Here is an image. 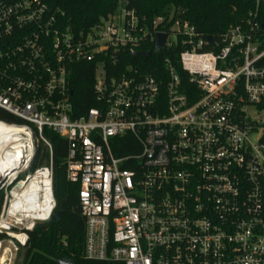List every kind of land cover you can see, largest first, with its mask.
<instances>
[{
    "label": "built area",
    "instance_id": "1",
    "mask_svg": "<svg viewBox=\"0 0 264 264\" xmlns=\"http://www.w3.org/2000/svg\"><path fill=\"white\" fill-rule=\"evenodd\" d=\"M113 15L73 34L45 0H0V109L16 118L0 119L16 138L0 150V246L26 247L57 207L51 130L68 142L67 179L81 189L88 259L264 264L258 10L213 43L189 21L152 33L134 10L125 9L122 30ZM158 33L167 34L161 49ZM149 37L157 51L182 45L177 65L167 57L161 76L127 66L115 77L99 61L96 105L78 115L68 66L110 52L116 64ZM40 144L49 161L32 171Z\"/></svg>",
    "mask_w": 264,
    "mask_h": 264
},
{
    "label": "trees",
    "instance_id": "2",
    "mask_svg": "<svg viewBox=\"0 0 264 264\" xmlns=\"http://www.w3.org/2000/svg\"><path fill=\"white\" fill-rule=\"evenodd\" d=\"M57 13L62 26L70 27L73 34L88 31L92 26L114 14L119 0H45ZM126 10H134L140 24L150 32L156 29H169L178 19L189 21L196 26L204 36L219 39L230 27L247 23L256 19L264 23V0L257 4L256 0H126ZM163 20L158 26L155 22ZM184 50L178 45L174 50L157 51L155 42L147 39L132 53L127 50L119 53V61L111 52L99 55L93 61H78L70 64V88L73 90V101L78 109V115L96 105L95 101V70L99 61H104L108 76L119 77L127 66L139 68L142 75L164 74V61L169 57L174 64L179 61V53ZM142 52H149L145 57ZM0 119L16 121V118L0 109ZM48 140L53 146L54 177L53 187L56 206L51 218L38 223L29 232V242L24 250L23 264H60L63 260L73 264H124L118 261H100L88 259L84 254L85 219L79 205L78 184L67 179L66 158L68 142L64 137L45 130ZM47 148L40 144L31 164L30 170L49 161ZM3 194L0 195V208ZM5 235H0V239ZM20 249V250H21Z\"/></svg>",
    "mask_w": 264,
    "mask_h": 264
},
{
    "label": "rangeland",
    "instance_id": "3",
    "mask_svg": "<svg viewBox=\"0 0 264 264\" xmlns=\"http://www.w3.org/2000/svg\"><path fill=\"white\" fill-rule=\"evenodd\" d=\"M126 0H119L116 10L114 12L113 24L117 25L120 30L124 27L125 18V6ZM97 75L102 77L104 75V67L102 64L98 66ZM4 259V260H2ZM64 261V260H63ZM24 262V250L15 251L12 246L6 241L0 246V264H23ZM65 262V261H64Z\"/></svg>",
    "mask_w": 264,
    "mask_h": 264
},
{
    "label": "bare ground",
    "instance_id": "4",
    "mask_svg": "<svg viewBox=\"0 0 264 264\" xmlns=\"http://www.w3.org/2000/svg\"><path fill=\"white\" fill-rule=\"evenodd\" d=\"M16 138L13 136V135H11V130L8 128V127H6V126H3V125H1L0 124V150H1V152L3 151V150H5L6 149V146L11 142V141H14ZM15 145H17L16 143H15ZM37 182H38V184L36 183V181H33V183H36L35 184V186L36 187H39L40 185H39V183H40V181L39 180H37ZM32 183V184H33ZM34 186V184L32 185V187ZM32 196V194L30 193V194H28V193H26L25 195H24V197L27 199V198H30ZM2 260H4V259H2Z\"/></svg>",
    "mask_w": 264,
    "mask_h": 264
},
{
    "label": "water",
    "instance_id": "5",
    "mask_svg": "<svg viewBox=\"0 0 264 264\" xmlns=\"http://www.w3.org/2000/svg\"><path fill=\"white\" fill-rule=\"evenodd\" d=\"M261 28H262V30H264V23H262ZM156 36H157L156 47L158 49H161L165 45L167 34L166 33H158ZM207 38H208L207 40H208L209 43H213L215 41L213 36L212 37L208 36ZM138 54H142L145 57L150 56L149 52H142V53H138ZM60 264H73V263L68 262V261L65 260V262L62 261Z\"/></svg>",
    "mask_w": 264,
    "mask_h": 264
}]
</instances>
